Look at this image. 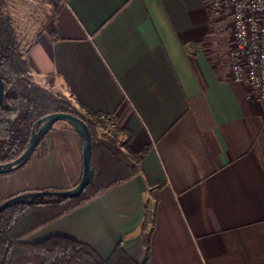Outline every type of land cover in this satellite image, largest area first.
Segmentation results:
<instances>
[{
  "label": "crops",
  "instance_id": "crops-1",
  "mask_svg": "<svg viewBox=\"0 0 264 264\" xmlns=\"http://www.w3.org/2000/svg\"><path fill=\"white\" fill-rule=\"evenodd\" d=\"M210 4L59 0L51 16L21 17L36 82L117 123L96 130L93 158L104 183L123 180L27 241L66 237L104 259L121 247L141 262L152 211L145 264H264V101L234 81L231 22ZM82 174V139L59 122L23 168L0 175V204L71 189Z\"/></svg>",
  "mask_w": 264,
  "mask_h": 264
},
{
  "label": "trees",
  "instance_id": "trees-1",
  "mask_svg": "<svg viewBox=\"0 0 264 264\" xmlns=\"http://www.w3.org/2000/svg\"><path fill=\"white\" fill-rule=\"evenodd\" d=\"M0 75L5 88L0 106V165L21 156L28 147L35 122L52 113H69L84 120L91 130L93 153L96 130L101 128L109 133L116 130L109 129L100 120L101 114L89 110L82 112L67 97L57 95L36 82L24 58L7 0H0ZM92 165L94 177L80 196L65 201L56 199L45 205H18L0 215V264L146 263L150 249L147 227L154 220L152 211L146 212L142 226L145 257L141 262H135L121 247L104 259L91 246L66 237H50L38 243L27 241L34 231L84 206L123 181L115 178L104 183L106 178H102L104 174L96 173L94 158Z\"/></svg>",
  "mask_w": 264,
  "mask_h": 264
},
{
  "label": "built area",
  "instance_id": "built-area-1",
  "mask_svg": "<svg viewBox=\"0 0 264 264\" xmlns=\"http://www.w3.org/2000/svg\"><path fill=\"white\" fill-rule=\"evenodd\" d=\"M210 14L227 15L233 24L228 59L234 81L264 101V0H211ZM100 120L109 129L117 127L111 115L101 114Z\"/></svg>",
  "mask_w": 264,
  "mask_h": 264
},
{
  "label": "water",
  "instance_id": "water-1",
  "mask_svg": "<svg viewBox=\"0 0 264 264\" xmlns=\"http://www.w3.org/2000/svg\"><path fill=\"white\" fill-rule=\"evenodd\" d=\"M4 84L0 75V106L4 98ZM59 122H67L81 137L83 144V174L80 182L73 188L64 191H35L22 193L0 204V215L9 208L18 205H45L53 200L61 201L80 196L90 185L94 177L92 134L87 123L81 118L69 113H52L38 121L32 127L29 144L21 156L12 162L0 165V175H6L23 168L32 158L41 141Z\"/></svg>",
  "mask_w": 264,
  "mask_h": 264
},
{
  "label": "rangeland",
  "instance_id": "rangeland-1",
  "mask_svg": "<svg viewBox=\"0 0 264 264\" xmlns=\"http://www.w3.org/2000/svg\"><path fill=\"white\" fill-rule=\"evenodd\" d=\"M7 2H8V10L12 15L15 27L18 30V34L19 33L21 34L22 28H18L19 26H17V24H18V22H21V17H24L25 13L27 15H29V14L36 15L37 13H41V15H37V17L43 16V15L44 16L45 15L51 16L54 14L56 4L59 3V0H7ZM222 16L223 15H221L219 17H222ZM225 16L228 18L227 15H225ZM228 19L231 22L230 18H228ZM231 26H232L231 32L233 34L234 31H233L232 22H231ZM55 94L59 95L58 93H55ZM108 133L109 132H107L106 134H108ZM42 234L43 233L34 236L33 241H41V240L48 237V236H44Z\"/></svg>",
  "mask_w": 264,
  "mask_h": 264
}]
</instances>
